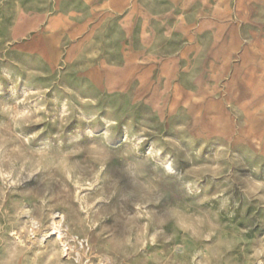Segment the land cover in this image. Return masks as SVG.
Returning a JSON list of instances; mask_svg holds the SVG:
<instances>
[{"label":"rangeland","instance_id":"374dc122","mask_svg":"<svg viewBox=\"0 0 264 264\" xmlns=\"http://www.w3.org/2000/svg\"><path fill=\"white\" fill-rule=\"evenodd\" d=\"M0 264H264V0H0Z\"/></svg>","mask_w":264,"mask_h":264},{"label":"bare ground","instance_id":"6f19581e","mask_svg":"<svg viewBox=\"0 0 264 264\" xmlns=\"http://www.w3.org/2000/svg\"><path fill=\"white\" fill-rule=\"evenodd\" d=\"M56 229V228H55ZM53 232H55V231H53ZM57 232V231H56ZM18 241V240H17ZM63 249H64V245H63Z\"/></svg>","mask_w":264,"mask_h":264}]
</instances>
